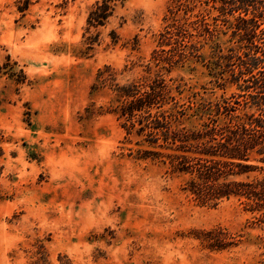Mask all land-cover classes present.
I'll list each match as a JSON object with an SVG mask.
<instances>
[{"label":"rangeland","instance_id":"1","mask_svg":"<svg viewBox=\"0 0 264 264\" xmlns=\"http://www.w3.org/2000/svg\"><path fill=\"white\" fill-rule=\"evenodd\" d=\"M20 1L0 0V65H10L0 73V264H263L258 213L234 199L198 204L181 190L185 176L142 158L147 144L117 119L116 85L147 75L171 0H117L88 32L101 0H30L24 12ZM217 24L201 58L166 75L188 107L179 128L254 111L215 114V103L247 94L214 64L215 42L242 55L246 41ZM218 226L236 234V248L211 251L195 238Z\"/></svg>","mask_w":264,"mask_h":264},{"label":"trees","instance_id":"2","mask_svg":"<svg viewBox=\"0 0 264 264\" xmlns=\"http://www.w3.org/2000/svg\"><path fill=\"white\" fill-rule=\"evenodd\" d=\"M115 1L95 3L86 20L87 32L106 25L113 16ZM20 2L18 10L26 11L30 0ZM213 11L217 14L212 15ZM263 18L264 0H171L164 18L166 24L158 33L157 46L146 67L147 75L122 86L116 85L119 96L116 114L128 136L140 139L137 144H147L148 149L138 150L141 157L166 159L173 172L185 176L181 190L198 204L216 207L234 199L244 210L258 213L257 221L264 224ZM218 21L228 24L232 36H237L239 42L246 41L247 51L241 55L237 48L230 47L227 54H223V49L215 42L218 60L214 64L221 67L222 62L230 68L232 82L243 81L245 85L239 88L247 94L238 95L242 101H232L236 98L232 96L215 103V114L229 115L241 106L254 111L243 117L232 116L228 123L211 119L199 129L179 128L174 124L181 122L188 107L181 102L180 85L173 86V80L166 75L193 58H201L204 47L218 38ZM97 38V34L89 35L87 48H92ZM116 40L112 32V42ZM8 67L10 65H0V73ZM153 67L157 71L152 74ZM236 69L237 75L234 74ZM99 74L102 77L103 72ZM22 77L24 79V75ZM174 90L178 96L173 94ZM195 238L204 248L218 252L236 248L240 243L236 234L220 226L196 231ZM260 249L264 256V235Z\"/></svg>","mask_w":264,"mask_h":264}]
</instances>
